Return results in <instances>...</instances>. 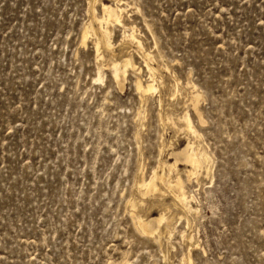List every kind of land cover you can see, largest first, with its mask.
<instances>
[{
  "label": "rangeland",
  "instance_id": "1",
  "mask_svg": "<svg viewBox=\"0 0 264 264\" xmlns=\"http://www.w3.org/2000/svg\"><path fill=\"white\" fill-rule=\"evenodd\" d=\"M0 264H264V0H0Z\"/></svg>",
  "mask_w": 264,
  "mask_h": 264
},
{
  "label": "bare ground",
  "instance_id": "2",
  "mask_svg": "<svg viewBox=\"0 0 264 264\" xmlns=\"http://www.w3.org/2000/svg\"><path fill=\"white\" fill-rule=\"evenodd\" d=\"M99 1V0H97ZM121 1V0H120ZM92 3V2H91ZM98 3V2H97ZM97 3H95V6L97 5ZM94 4V3H93ZM100 4V3H99ZM117 5V4H116ZM122 5V4H120ZM102 9L104 12V15L102 17H100L99 15H97L95 12V14L93 15V19L98 23L99 27L98 29H95L93 24L90 23L85 31L83 32V41L85 42L88 34L89 33H93L95 35V43H96V51L99 53V51L103 50L101 49L102 47L106 48V47H111L112 45V36H111V30L108 26V24L110 22H119L122 23V19H121V15L119 13V11H122L123 9L118 6H113L111 4H107L105 2L102 3ZM92 18V17H91ZM90 22V21H89ZM88 22V23H89ZM127 30V29H126ZM125 30V31H126ZM128 33V31H127ZM127 36H129L132 39H135L137 36H135L134 32H130L129 34H126ZM125 40V39H124ZM123 40V41H124ZM127 40V39H126ZM131 41V40H130ZM136 41V40H134ZM133 42V41H131ZM142 47V46H141ZM140 47V48H141ZM101 49V50H100ZM139 52V51H138ZM145 52V51H144ZM97 54V53H96ZM114 54V53H113ZM150 55V54H149ZM144 56V55H143ZM101 57V56H100ZM131 62V61H130ZM111 63V62H110ZM135 65V64H134ZM148 65V64H147ZM134 68V66H133ZM154 68V67H153ZM147 69L148 66H147ZM151 69V68H150ZM127 70V69H126ZM154 73V72H153ZM101 73L100 76H98L99 78H97L98 80L101 79ZM150 75V74H149ZM153 75V74H152ZM155 75V74H154ZM120 76V73L117 72L116 73V78L118 79ZM125 76V75H124ZM155 77V76H154ZM156 79V78H155ZM102 80V79H101ZM120 81V80H119ZM122 81V80H121ZM120 81V82H121ZM156 81V80H155ZM137 88L139 90L140 93L142 94H146L149 93L151 91L156 90V86H155V82L154 79L151 78V80L147 81L146 84L142 81L141 78L137 79ZM199 101V95L197 94L195 96V100H194V106L195 108L198 110L197 108V104ZM182 121L184 122V129L187 128L190 132L197 133L198 130L195 128V126L193 125L192 119L190 117L189 114H184L182 117ZM186 126V127H185ZM198 134V133H197ZM192 135V134H191ZM195 144V143H194ZM187 145V144H186ZM180 153L184 154L185 159L184 161H187L188 164L190 166L193 167V169L197 170L200 166H201V160L199 158V155L197 154V152L194 150L193 145L192 144H188L187 147L185 149H183ZM177 154V153H176ZM175 162V160H174ZM186 162V163H187ZM173 166V164H172ZM175 167V166H174ZM159 172L154 171L153 175L151 176V178L148 179H144L141 181L142 184L141 186H144L147 188V190H156L157 189V180H160L163 183H166V185L170 186V187H175L177 194L176 196L178 197V199L181 201V203L183 204V206L188 210L194 209L192 208L191 202L193 200V195L189 194V191L186 189L185 185H184V181L182 180L181 177H178L176 180H172L169 177H167L166 175L163 174H158ZM194 174V170H188V176L191 177V175ZM167 186V187H168ZM169 188V187H168ZM151 192V191H150ZM174 194V193H173ZM188 210V211H189ZM166 214V213H165ZM161 216V215H160ZM134 218V217H133ZM163 218H166L164 216L158 217L157 220H162ZM172 218V217H171ZM169 220V219H168ZM170 221V220H169ZM172 222V221H170ZM135 224L137 226V228L139 230H141L142 232H144V234H148V233H155L156 230L154 228H152L151 226V222L150 221H144L142 219H139L137 217H135ZM166 230V229H165ZM171 232V231H170ZM169 233V232H168Z\"/></svg>",
  "mask_w": 264,
  "mask_h": 264
}]
</instances>
